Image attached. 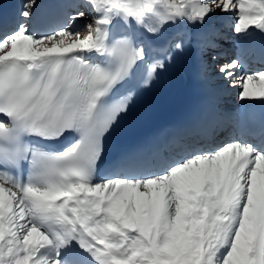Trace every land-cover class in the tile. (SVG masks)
<instances>
[{"label": "snow or ice", "instance_id": "1", "mask_svg": "<svg viewBox=\"0 0 264 264\" xmlns=\"http://www.w3.org/2000/svg\"><path fill=\"white\" fill-rule=\"evenodd\" d=\"M36 7L0 11V264H264V118L215 146L219 126L179 132L98 175L136 75L210 54L217 15L240 42L264 35V0H70L48 33ZM257 56L241 43L218 69L244 105L264 104Z\"/></svg>", "mask_w": 264, "mask_h": 264}, {"label": "bare ground", "instance_id": "2", "mask_svg": "<svg viewBox=\"0 0 264 264\" xmlns=\"http://www.w3.org/2000/svg\"><path fill=\"white\" fill-rule=\"evenodd\" d=\"M39 1L37 0L35 15L47 13L54 4L65 11L62 18L70 10V0H44L43 3ZM18 2L19 0H0V4H2L0 11L3 15L8 13ZM230 16L221 14L213 20L214 26L226 37V40L221 39L218 42L224 43L223 46H218L210 54L203 55L194 47L187 49L184 53L176 55L168 67L161 70V76L156 77L148 86L141 83L142 73L136 75L133 81V96L129 109L119 118L118 123L105 139V156L123 146L127 139H148L153 136L159 130L162 120L172 121L193 117L198 112L200 100L203 104L204 99L201 94L205 96L204 101L207 104L212 103L216 106L214 120L210 121L209 125L219 126L223 130V134L208 142L209 146H215V144L231 138L228 133L231 132L233 123L247 105L242 104L237 99L239 86H229L218 69L226 60L235 57L237 48L241 43L256 50L258 43L264 39V36L256 32L248 41L240 42L237 37L227 33L231 31L227 20L228 18L231 19ZM31 25L34 30L41 33L33 24V20ZM226 41L233 46L231 51L229 49L224 51ZM210 56H214L215 60L211 59ZM254 58L256 57H250L245 61V70H264V64L255 62ZM219 62L221 63L217 64ZM206 63L209 67L204 71ZM213 65L214 67L211 68ZM238 75H243V72H239Z\"/></svg>", "mask_w": 264, "mask_h": 264}, {"label": "rangeland", "instance_id": "3", "mask_svg": "<svg viewBox=\"0 0 264 264\" xmlns=\"http://www.w3.org/2000/svg\"><path fill=\"white\" fill-rule=\"evenodd\" d=\"M39 2H41V3H43L44 2V0H40ZM41 3H39V4H41ZM71 10V9H70ZM69 10V11H70ZM68 11V12H69ZM68 12H66V13H68ZM231 17V19L230 18H228L227 20H228V23H229V25H230V27L232 26V24H233V21H234V17L233 16H230ZM231 20H232V24H231ZM88 21L87 20H78V21H76L75 22V25H74V27H77V28H79L80 26H82L83 24H85V23H87ZM227 33H229V35H233V33L230 31V32H227ZM226 40V39H225ZM224 40V41H225ZM219 44V46H223L224 45V43L222 44V43H218ZM224 49V51L226 52L228 49H229V51H231L232 49H233V46H231V45H229L228 44V42L226 41V44H225V48H223ZM223 55H225V54H223ZM221 61V60H220ZM221 62H219V63H217V64H220ZM208 63H206V65H204L205 67H204V71L206 70V69H208V65H207ZM214 67V65L213 66H211V68H213ZM240 91V90H239ZM232 127H233V125H232ZM230 138H227V139H225V140H223L222 142H220V143H224V142H226V141H228Z\"/></svg>", "mask_w": 264, "mask_h": 264}]
</instances>
